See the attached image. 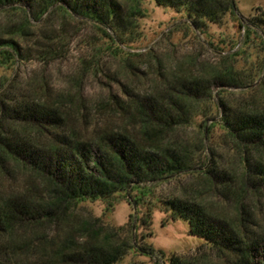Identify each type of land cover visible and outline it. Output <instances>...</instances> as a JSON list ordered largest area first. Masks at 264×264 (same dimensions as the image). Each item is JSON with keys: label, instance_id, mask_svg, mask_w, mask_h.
Segmentation results:
<instances>
[{"label": "rangeland", "instance_id": "obj_1", "mask_svg": "<svg viewBox=\"0 0 264 264\" xmlns=\"http://www.w3.org/2000/svg\"><path fill=\"white\" fill-rule=\"evenodd\" d=\"M231 1L236 16L226 14L201 29L180 10L149 0L121 2V19L103 25L55 7L42 15L25 7L0 10V50L12 51L8 41L17 50L13 66L0 68V96L5 98L0 101V134L27 132L45 144L48 140L31 125L3 118L1 112L7 103L48 102L61 109L62 129L78 141L105 130L138 135L126 111L132 100L164 98L201 82L205 91L189 103L188 120L162 134V144L184 153L190 170L157 183L154 198L197 204L212 222L259 241L264 238V182L256 167L264 165V147L218 128L204 133L227 114L254 105L264 109V0ZM221 69H231L236 81L215 78ZM7 167L9 173L0 175V194L29 187V181L40 194L34 175L12 163ZM210 169L212 176L201 174ZM141 217L125 199L112 210L99 201L81 203L56 224L0 231V264H95L91 260L102 258H91L88 249L96 246L116 250L111 264H170L171 258L186 264H235L229 252L190 236L186 223L170 220L161 205L156 204L150 219Z\"/></svg>", "mask_w": 264, "mask_h": 264}, {"label": "trees", "instance_id": "obj_2", "mask_svg": "<svg viewBox=\"0 0 264 264\" xmlns=\"http://www.w3.org/2000/svg\"><path fill=\"white\" fill-rule=\"evenodd\" d=\"M144 1L0 0V10L9 12L25 7L42 15L55 7L64 14L82 15L103 25L121 19V2L140 5ZM149 1L159 7L180 10L198 29L203 23L221 22L226 14L236 16L231 0ZM130 12L135 13L132 9ZM7 44L12 51L0 50V68L9 70L17 50L11 41ZM233 73L231 69H221L215 78L236 81ZM194 82L164 98L145 95L142 100H132L126 111L128 119L139 127L138 135L124 130H105L94 139L83 141L74 138L72 131L62 129L64 117L56 105L6 102L1 112L3 118L31 125L37 135L48 141L42 144L37 136L31 138L27 132L0 134V175L4 177L9 173L7 165L12 163L17 166L16 170L34 175L37 186L42 187L38 194L31 187L33 181H29L25 183L29 187L23 185L17 192L0 194V231L56 224L71 208L85 202L99 201L106 210H112L118 201L125 199L137 214L142 213L144 217L140 221L150 219L156 204L161 205L170 220L186 223L190 236L202 240L211 249L229 252L235 264H264L263 237L259 241L248 239L229 226L212 222L203 207L189 201L154 198L153 188L157 183L190 170L184 153L171 144H162V134L174 124L188 120L185 112L189 103L196 93L205 91L201 82ZM4 100V96H0V101ZM214 128L250 146L264 147V109L258 105L225 115L223 121L211 124L204 133ZM256 169L258 178L264 182V165ZM201 174L212 176V169ZM88 253L91 258H102L91 260L95 264H111L117 252L114 249L104 252L96 246L90 247ZM169 260L170 264H186L176 258Z\"/></svg>", "mask_w": 264, "mask_h": 264}]
</instances>
